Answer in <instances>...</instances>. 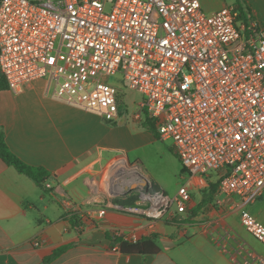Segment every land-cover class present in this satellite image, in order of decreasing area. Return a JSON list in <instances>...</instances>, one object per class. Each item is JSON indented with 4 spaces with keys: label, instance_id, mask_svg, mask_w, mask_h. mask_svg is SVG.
Masks as SVG:
<instances>
[{
    "label": "built area",
    "instance_id": "built-area-1",
    "mask_svg": "<svg viewBox=\"0 0 264 264\" xmlns=\"http://www.w3.org/2000/svg\"><path fill=\"white\" fill-rule=\"evenodd\" d=\"M238 19L233 5L206 12L199 0H0V74L13 90L43 78L108 121L128 108L106 81L119 74L141 94L133 118L171 139L192 177L216 172L217 191L237 197L241 224L264 243L243 208L264 188V33ZM144 186L136 205L113 207L159 219L190 199L186 186L174 196Z\"/></svg>",
    "mask_w": 264,
    "mask_h": 264
},
{
    "label": "crops",
    "instance_id": "crops-1",
    "mask_svg": "<svg viewBox=\"0 0 264 264\" xmlns=\"http://www.w3.org/2000/svg\"><path fill=\"white\" fill-rule=\"evenodd\" d=\"M199 1L206 12L236 4ZM241 1L249 10L242 23L248 28L253 21L264 33V0ZM140 99L123 98L128 108L121 106L116 119L108 121L57 99L46 91L43 78L13 90L0 74L3 141L20 161L48 171L43 188L0 157V264H43L65 245L70 246L50 264H264V243L241 224L237 197L219 193L217 186L212 192L216 172L188 173L184 186L190 199L183 211L174 206L149 219L113 207L136 205L145 181L166 193L136 163L138 151L157 141L153 127L133 118ZM124 174L132 178L119 181ZM243 208L264 225V188ZM146 236L155 237L156 254L113 250L120 239Z\"/></svg>",
    "mask_w": 264,
    "mask_h": 264
},
{
    "label": "rangeland",
    "instance_id": "rangeland-1",
    "mask_svg": "<svg viewBox=\"0 0 264 264\" xmlns=\"http://www.w3.org/2000/svg\"><path fill=\"white\" fill-rule=\"evenodd\" d=\"M241 5L244 6L242 1ZM238 20L241 21L242 19L239 18ZM106 81L121 88L126 94V97H124L125 102L130 101L131 97L139 98L141 96V94L128 89L126 83L119 74L108 76ZM156 136V142L138 151L139 161L136 163L140 170L151 178L154 186L164 190L170 196H173L181 186L186 184L189 174L184 170L174 151L173 141L171 139L163 140L157 134ZM141 171L139 172L141 173ZM131 178L132 175L126 174L123 178H119L118 180L126 181ZM242 231L244 230L242 229Z\"/></svg>",
    "mask_w": 264,
    "mask_h": 264
},
{
    "label": "trees",
    "instance_id": "trees-1",
    "mask_svg": "<svg viewBox=\"0 0 264 264\" xmlns=\"http://www.w3.org/2000/svg\"><path fill=\"white\" fill-rule=\"evenodd\" d=\"M235 7L240 11L239 18L243 19L249 14V10H244L241 5V0H235ZM151 127V125H150ZM0 157L5 160L9 165L14 166L19 172L26 174L33 179L39 186L45 188L44 183L48 177V171L43 167L30 166L20 161L14 154H12L0 134ZM184 168V167H183ZM184 170H186L184 168ZM217 184L212 186V192H214ZM73 224H77V217L73 216ZM117 250L123 254H141V255H153L159 251V247L155 242L154 236H146L139 240L131 241L127 239H120ZM70 245H65L56 248L53 252L46 256L43 260V264H50L58 256H60Z\"/></svg>",
    "mask_w": 264,
    "mask_h": 264
}]
</instances>
